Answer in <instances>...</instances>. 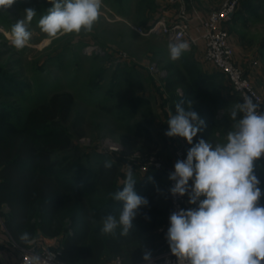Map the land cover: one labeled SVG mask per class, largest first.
<instances>
[{
  "label": "rangeland",
  "instance_id": "1",
  "mask_svg": "<svg viewBox=\"0 0 264 264\" xmlns=\"http://www.w3.org/2000/svg\"><path fill=\"white\" fill-rule=\"evenodd\" d=\"M192 2L103 0L100 18L91 32L57 37H48L38 27L39 19L52 6L48 5L47 0H16L6 11L0 10V77H5L15 88L9 95L0 92V104L13 111V121H20V126L24 127L30 111L46 103L53 94L69 92L73 96L72 107L64 119L57 118L51 122L55 131L66 132L68 143L66 147L60 145L62 147L52 150L50 159L56 165L55 177L72 175L80 179L82 189L88 187V183L91 186L82 195L72 193L76 191L72 184L71 188L62 192L90 208L91 216L88 219L94 228L100 230L102 218L106 216L99 214L106 197L105 190L97 182V170L101 162L111 160L117 164V190L123 188L128 166H131L137 180V194L138 189L143 187L144 191H149L151 187L158 191L162 212L160 224L157 229L142 235L137 248L124 258L126 261L142 259L145 250H150L152 256L170 251L164 232L169 227V216L172 213L169 175L165 171L162 174H148L134 160L156 157L166 167L174 168L178 160L177 149L183 148L187 157L188 144L184 138L167 137L164 134L169 127V115L175 114V104L166 103L163 98V93L174 96L175 92L165 84L172 73L167 66L179 62L181 58L177 61L170 59L165 37L141 34L135 26L148 27L145 22H153V25L170 9L176 10L174 20L182 11L188 12V5L194 4ZM224 2L209 0L206 2L208 8H203L209 11V15ZM28 7L37 11L28 25L32 36L29 44L17 51L10 43V30L18 19L23 18V11ZM237 11V19L240 20L233 27L227 25L226 28L229 32L235 26L240 30L239 40L244 46L242 48L247 54L246 58L254 64L258 63L254 72L258 84L252 82L257 90L262 87V93L258 91L264 97V0H240ZM201 46L183 55L196 57L204 74L214 79L212 89L215 91L207 96L190 98L191 110L197 112L203 120L211 114L214 123L207 134L208 139L214 144L224 143L234 123L229 118V109L242 101L228 77L204 60ZM89 47L94 49L89 50ZM235 57L238 62L239 56L236 53ZM153 63L158 65L159 72L150 71L149 67ZM187 85L182 86L183 92L189 90ZM35 141L43 144L48 140L42 137L35 138ZM106 141L116 145V148L111 149L109 143L105 146ZM256 174L264 190V159L260 161ZM66 184L68 186L67 181ZM261 203H264V198ZM122 208L123 205L114 214L117 218ZM9 211L7 203L0 205V235H9L6 227ZM70 223L71 219L66 218L65 227L68 230L57 237L38 234L35 239L61 247L73 233ZM12 243L10 239L0 236V264H3L2 259L12 264L17 262L21 250L14 248ZM116 257L108 256L104 258V263L113 264Z\"/></svg>",
  "mask_w": 264,
  "mask_h": 264
},
{
  "label": "clouds",
  "instance_id": "2",
  "mask_svg": "<svg viewBox=\"0 0 264 264\" xmlns=\"http://www.w3.org/2000/svg\"><path fill=\"white\" fill-rule=\"evenodd\" d=\"M52 6L38 21L40 31L48 37L64 34L89 33L98 22L103 0H47ZM16 0H0V10L6 11ZM10 30L11 45L20 51L30 42L32 33L28 25L37 15L35 8L23 11ZM186 41L170 43L169 57L179 60L188 51ZM181 99L175 104V114L167 121V137L184 138L189 145L204 127V120L191 110V101L184 107ZM223 114V110L222 113ZM239 117V118H238ZM234 121L224 143L213 145L200 139L187 151L186 160H177L168 179L174 181L169 189L172 196L188 195V203L198 206L173 211L169 216L166 241L176 264H264V190L256 174L264 159V111L251 96H244L229 109ZM113 167L111 160L104 168ZM192 184H189V181ZM131 166H128L122 190L110 193L112 199L123 201L117 218L108 214L102 218L100 231L127 237L133 229V221L147 198L137 194ZM203 197V199H201ZM19 240L34 243L28 232ZM42 261L39 255L31 257V264H49L55 257ZM142 259L152 264V253L145 250Z\"/></svg>",
  "mask_w": 264,
  "mask_h": 264
},
{
  "label": "trees",
  "instance_id": "3",
  "mask_svg": "<svg viewBox=\"0 0 264 264\" xmlns=\"http://www.w3.org/2000/svg\"><path fill=\"white\" fill-rule=\"evenodd\" d=\"M235 14L239 16L238 11ZM152 23L145 22V25L150 26ZM198 83L200 84L196 85V90L200 91V96H207L215 91L212 89L213 79L203 78ZM14 90L12 83L1 76L0 92L9 95ZM189 93L188 90L187 94ZM72 104L71 93H55L46 103L30 111L24 127L20 126V121H13L11 118L13 111L10 108L0 104V205L7 203L10 208L6 221L8 233L15 244L27 247L28 244L19 240L21 233L28 232L34 239L38 234L57 237L68 230L65 227V220L69 218L73 233L62 244L60 255L61 261L65 264H105L104 258L108 256H119L125 263L144 261L143 259L126 261L124 258L137 248L144 233L157 229L160 224L162 212L156 189L153 187L149 188V191L148 189L144 191V187L138 189V194L147 198L149 203L139 210L137 223L130 235L122 237L119 235V228L115 235L104 234L94 228L88 219V216H91L90 208L75 197L62 192L71 188L72 184L76 190L72 193L82 195L81 193H86L91 184H86L88 187L82 189L79 178L72 175L64 177L54 175L56 165L50 159V152L58 147H66L68 135L63 130L55 131L51 122L57 118L64 119ZM186 105L188 104H184L185 107ZM208 116L204 119L202 130L194 137L193 145L200 139L215 145L207 136L214 123L212 115ZM42 137H46L48 141L43 144L36 143L35 138ZM193 145L187 144V151ZM104 162L100 163L97 170V182L106 192L100 216L115 214L124 203L110 196V193L118 191L117 164L113 163V167L106 170ZM155 172L163 173L155 168L147 171L148 174Z\"/></svg>",
  "mask_w": 264,
  "mask_h": 264
},
{
  "label": "built area",
  "instance_id": "4",
  "mask_svg": "<svg viewBox=\"0 0 264 264\" xmlns=\"http://www.w3.org/2000/svg\"><path fill=\"white\" fill-rule=\"evenodd\" d=\"M240 0H225L221 7L212 11L202 21V28L199 30L200 34L194 35L191 28V18L186 11H182L180 15L172 21H169L165 17H162L159 21L148 27L135 26V29L141 34H156L165 37L168 42L176 43L180 41H186L190 45L188 51L194 48H198L202 45L203 58L205 61L212 63L216 69L223 72L232 85L235 92L238 93L241 101L243 102L244 96H251L255 103L260 105V110L264 111V97L257 90L252 79L248 76L245 70L238 64L233 44L230 40L229 30L222 26L226 21H229L235 14ZM202 43V44H201ZM94 47H89V50ZM152 73L159 72V67L156 63H153L149 67ZM109 143L111 149H115L116 145L106 141L105 146ZM178 160H186L185 151L183 148H179L176 151ZM136 165L139 166L144 172L149 171L150 168L165 171L168 175L174 171L172 167H166L156 157L136 159ZM171 187L174 185V181L170 180ZM192 184V181H189ZM202 199V198H201ZM172 212L180 209L194 208L198 206L188 203V195L183 197L171 196ZM168 229V228H167ZM165 237H166V232ZM2 238V237H1ZM34 243L28 244L27 247H20L13 242V247L21 250V254L15 264H31V257L33 255H39L42 261L49 260V253H51L55 259L49 261V264H65L61 261V247L50 245L39 239H34ZM113 264H126L121 257H116ZM133 264H147L145 261L133 263ZM152 264H176V257L171 254L170 251L152 256Z\"/></svg>",
  "mask_w": 264,
  "mask_h": 264
},
{
  "label": "crops",
  "instance_id": "5",
  "mask_svg": "<svg viewBox=\"0 0 264 264\" xmlns=\"http://www.w3.org/2000/svg\"><path fill=\"white\" fill-rule=\"evenodd\" d=\"M194 2V4L192 5H188V7L190 8V10L188 11V14L191 18V28H192V33L194 35H198L199 34V30H201L202 28V21L203 19L208 15L209 11L206 10L203 7L208 8V5L206 4V2H208L209 0H190V2ZM179 2V0H178ZM192 2V3H193ZM176 3V1H175ZM191 4V3H190ZM202 7V8H201ZM210 7V6H209ZM176 11V10H175ZM174 10L170 9L169 12H164V17L166 19L173 20V18L175 17V12ZM237 20V16L236 14H234L232 16V18L229 21H226L224 23V27H226L227 25H230L231 27H233V25H236L238 22ZM234 23V24H233ZM236 27V26H235ZM233 28V30H231L230 32V40L233 44L234 47V51L235 53L239 56L238 58V62L240 64L241 67H243L245 69L246 72H248L250 78L255 82V84H258V79L256 77H254V72L257 70V64H254L253 61L250 62L249 59L246 58V52H244L245 50H243L242 47L243 44L241 43L240 39V30ZM189 52V51H187ZM195 56V55H193ZM170 71L172 72L170 74V79H168V81H166V86L168 88H171L172 90L174 89V96L171 95H167L166 93H163V98L165 100L166 103H172V104H176V102L180 101L181 99H183L185 101V104H188V101H190V98H197L200 97V91L196 90V85L200 84L198 83L200 80H202L203 78H208L211 79L210 76L204 74V71L202 69V66L200 65V63H198L196 57H191L188 55H182L181 59L179 60V62H174V64H170L169 66H167ZM206 75V77H205ZM214 80V79H213ZM189 84L187 86H189V91L193 92L194 95L192 96L191 93H188V90L185 92H183L182 90V86L185 84ZM258 86V85H257ZM259 91H262V87L258 89ZM260 91V92H261ZM262 93V92H261ZM3 239H10L11 237L9 235H0ZM9 236V237H8ZM8 238V239H7ZM4 256V255H2ZM3 264H12L11 262H7L4 259H2Z\"/></svg>",
  "mask_w": 264,
  "mask_h": 264
}]
</instances>
